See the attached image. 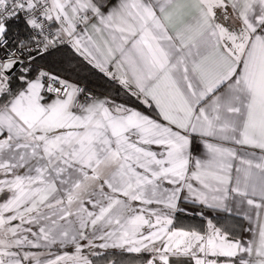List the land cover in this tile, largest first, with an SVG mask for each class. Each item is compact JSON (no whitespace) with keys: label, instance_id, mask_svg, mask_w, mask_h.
<instances>
[{"label":"snow or ice","instance_id":"snow-or-ice-1","mask_svg":"<svg viewBox=\"0 0 264 264\" xmlns=\"http://www.w3.org/2000/svg\"><path fill=\"white\" fill-rule=\"evenodd\" d=\"M177 257L264 264V0H0V264Z\"/></svg>","mask_w":264,"mask_h":264},{"label":"crops","instance_id":"crops-1","mask_svg":"<svg viewBox=\"0 0 264 264\" xmlns=\"http://www.w3.org/2000/svg\"><path fill=\"white\" fill-rule=\"evenodd\" d=\"M189 207H191V206H189ZM178 217H179V221H178V222H179L180 224H183V225L187 223V222L185 221V218H198V219H199V217L189 216V215H185V214H183V213H178ZM186 259H187V258H183V257L173 258V260L176 261L177 264H181V262L186 261Z\"/></svg>","mask_w":264,"mask_h":264},{"label":"trees","instance_id":"trees-1","mask_svg":"<svg viewBox=\"0 0 264 264\" xmlns=\"http://www.w3.org/2000/svg\"><path fill=\"white\" fill-rule=\"evenodd\" d=\"M198 220H199L198 218H185V221L187 223L184 225L187 226V225L196 224L198 222Z\"/></svg>","mask_w":264,"mask_h":264}]
</instances>
